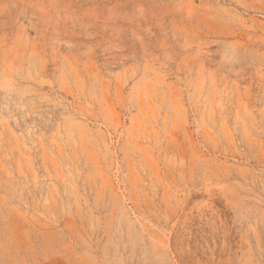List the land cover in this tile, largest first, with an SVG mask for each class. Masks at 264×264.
<instances>
[{
  "label": "rangeland",
  "instance_id": "rangeland-1",
  "mask_svg": "<svg viewBox=\"0 0 264 264\" xmlns=\"http://www.w3.org/2000/svg\"><path fill=\"white\" fill-rule=\"evenodd\" d=\"M0 264H264V0H0Z\"/></svg>",
  "mask_w": 264,
  "mask_h": 264
}]
</instances>
